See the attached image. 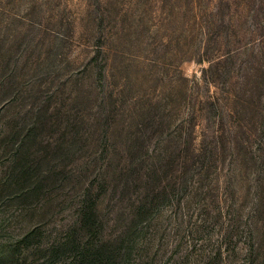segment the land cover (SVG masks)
<instances>
[{
    "label": "rangeland",
    "instance_id": "obj_1",
    "mask_svg": "<svg viewBox=\"0 0 264 264\" xmlns=\"http://www.w3.org/2000/svg\"><path fill=\"white\" fill-rule=\"evenodd\" d=\"M190 135L210 183L264 187V0H0V264H62L90 190L118 234L191 176L169 165ZM163 210L166 251L184 231Z\"/></svg>",
    "mask_w": 264,
    "mask_h": 264
},
{
    "label": "trees",
    "instance_id": "obj_2",
    "mask_svg": "<svg viewBox=\"0 0 264 264\" xmlns=\"http://www.w3.org/2000/svg\"><path fill=\"white\" fill-rule=\"evenodd\" d=\"M211 105L213 106L212 103ZM190 126L194 128L192 122ZM195 144L190 135V140L185 143V146L187 145L184 148L185 161L181 159L182 164L179 163L180 158H169L170 166H173L176 160V167H180L183 171L186 170L187 161L190 160L188 167H191L192 174L182 182L183 186L178 188V178L175 177L172 191L164 187L162 191H154L151 202L139 200L126 219L127 224L116 235L104 236L107 224L101 216L98 199L90 190L78 209V220L71 233H68L64 239L57 240V262L62 264H264V221L263 223L260 221L261 215L264 214L262 191L264 187L261 186V176L258 175L255 180H251L253 185L249 186L245 195L236 190L230 180L226 183L218 179L213 185L208 181L209 171L213 166L205 164L207 148L201 153ZM251 147V144L245 147L248 151L246 153H253ZM214 149L218 147L215 146ZM260 150L264 163V144L259 152ZM187 152H192L191 159L185 157ZM162 157L164 155L160 154L158 159L162 160ZM137 164L135 159H131L123 168L117 165L118 168L113 176L119 173L129 179L127 177L134 174ZM127 186H129L128 180ZM108 187L109 184L105 191L109 190ZM111 190L113 194L117 191L116 187ZM243 196H246L245 201ZM167 206L175 209L174 216L181 217L179 227H182L184 234L180 235L179 242L172 244L170 249L164 251L161 246L155 248L156 252H152L155 250L153 249L154 223L160 222L163 208ZM110 223L111 221H108V225ZM152 227L153 232L150 231ZM181 231L179 230L178 234ZM167 252L171 254L166 261H163Z\"/></svg>",
    "mask_w": 264,
    "mask_h": 264
}]
</instances>
